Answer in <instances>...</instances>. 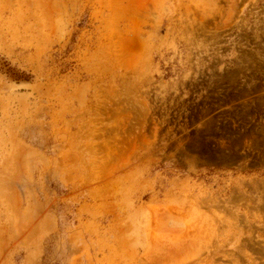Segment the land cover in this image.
<instances>
[{"label": "rangeland", "instance_id": "1", "mask_svg": "<svg viewBox=\"0 0 264 264\" xmlns=\"http://www.w3.org/2000/svg\"><path fill=\"white\" fill-rule=\"evenodd\" d=\"M0 264H264V0H0Z\"/></svg>", "mask_w": 264, "mask_h": 264}, {"label": "bare ground", "instance_id": "2", "mask_svg": "<svg viewBox=\"0 0 264 264\" xmlns=\"http://www.w3.org/2000/svg\"><path fill=\"white\" fill-rule=\"evenodd\" d=\"M37 226V225H36ZM31 233V232H30Z\"/></svg>", "mask_w": 264, "mask_h": 264}]
</instances>
